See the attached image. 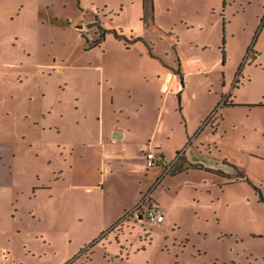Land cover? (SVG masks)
Wrapping results in <instances>:
<instances>
[{
  "label": "rangeland",
  "instance_id": "rangeland-1",
  "mask_svg": "<svg viewBox=\"0 0 264 264\" xmlns=\"http://www.w3.org/2000/svg\"><path fill=\"white\" fill-rule=\"evenodd\" d=\"M260 193L264 0H0V264H264Z\"/></svg>",
  "mask_w": 264,
  "mask_h": 264
},
{
  "label": "crops",
  "instance_id": "crops-1",
  "mask_svg": "<svg viewBox=\"0 0 264 264\" xmlns=\"http://www.w3.org/2000/svg\"><path fill=\"white\" fill-rule=\"evenodd\" d=\"M115 132L120 133L121 136L120 137H114L112 134H114ZM126 132L127 131L125 129H122V128H120L117 125L110 126V165H108L106 167V170L110 169V174H111V172L114 171V169L116 167V164H115L114 160H117L118 156L121 157L124 154V153H122V151H120V152L116 151L115 148L116 147H120L121 148L124 145V144L120 143V140H122L123 137H125ZM148 148H150L152 150H155L158 154H162L163 162H165L166 164H170V163L173 162L174 158L167 154V152L163 149V146H162L161 143H157V142L154 141L153 146L152 147L148 146ZM148 148L143 150L144 151L143 154L141 153L140 156H141L142 159L143 158L145 159V152L148 150ZM143 151L141 150V152H143ZM192 169H193V167H189L187 170H192ZM160 174H162L161 171L156 175V177L157 178L160 177ZM164 177L162 179V182H164V180L166 179ZM164 220H165V218H164Z\"/></svg>",
  "mask_w": 264,
  "mask_h": 264
},
{
  "label": "built area",
  "instance_id": "built-area-1",
  "mask_svg": "<svg viewBox=\"0 0 264 264\" xmlns=\"http://www.w3.org/2000/svg\"><path fill=\"white\" fill-rule=\"evenodd\" d=\"M145 159L147 161V166L152 167L160 161L161 156L155 150L151 149L145 152ZM143 206L146 208L145 215L149 221L155 223H161L164 221L165 218L164 213L160 210V208L157 205L143 204Z\"/></svg>",
  "mask_w": 264,
  "mask_h": 264
},
{
  "label": "trees",
  "instance_id": "trees-1",
  "mask_svg": "<svg viewBox=\"0 0 264 264\" xmlns=\"http://www.w3.org/2000/svg\"><path fill=\"white\" fill-rule=\"evenodd\" d=\"M103 36H104V35H103ZM117 36H118V35H117ZM97 44H98V41L92 42V43L89 44V47H88V48L94 47V46H96ZM194 166H196V167H201L200 165L189 164V166L185 167L184 169H179L178 171H173L172 174H176V173L179 172L180 170H187L189 167H194ZM157 179L160 180L161 177H158ZM260 200L264 201V196H263L262 193H260ZM110 230H111V229H110ZM105 234H106V232L103 231L98 237H96V239H94L92 242H90L89 244H87V245L83 248V250H81L80 253H83L84 251L88 250L89 248L95 246L100 240H102V239L105 237ZM78 256H79V254H78ZM78 256H77V257H78ZM70 263H71V262H70ZM70 263H69V264H70Z\"/></svg>",
  "mask_w": 264,
  "mask_h": 264
},
{
  "label": "flooded vegetation",
  "instance_id": "flooded-vegetation-1",
  "mask_svg": "<svg viewBox=\"0 0 264 264\" xmlns=\"http://www.w3.org/2000/svg\"><path fill=\"white\" fill-rule=\"evenodd\" d=\"M146 208L143 206V204H139L136 209L134 210V213L137 217H140L142 219L146 218L145 215ZM147 219V218H146Z\"/></svg>",
  "mask_w": 264,
  "mask_h": 264
},
{
  "label": "water",
  "instance_id": "water-1",
  "mask_svg": "<svg viewBox=\"0 0 264 264\" xmlns=\"http://www.w3.org/2000/svg\"><path fill=\"white\" fill-rule=\"evenodd\" d=\"M113 136H114V137H120L121 135H120V133L115 132V133L113 134Z\"/></svg>",
  "mask_w": 264,
  "mask_h": 264
}]
</instances>
